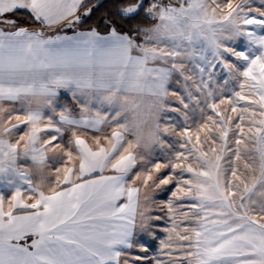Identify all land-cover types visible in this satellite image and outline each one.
I'll list each match as a JSON object with an SVG mask.
<instances>
[{
    "label": "snow or ice",
    "instance_id": "obj_1",
    "mask_svg": "<svg viewBox=\"0 0 264 264\" xmlns=\"http://www.w3.org/2000/svg\"><path fill=\"white\" fill-rule=\"evenodd\" d=\"M103 7L0 0V264H264V0Z\"/></svg>",
    "mask_w": 264,
    "mask_h": 264
},
{
    "label": "rangeland",
    "instance_id": "obj_2",
    "mask_svg": "<svg viewBox=\"0 0 264 264\" xmlns=\"http://www.w3.org/2000/svg\"><path fill=\"white\" fill-rule=\"evenodd\" d=\"M166 196V194H159L158 195V199H163ZM163 235V234H161ZM158 249H159V242L155 241L152 243L151 248L149 250V256H155L158 254ZM161 258L163 259L164 257L161 256Z\"/></svg>",
    "mask_w": 264,
    "mask_h": 264
},
{
    "label": "trees",
    "instance_id": "obj_3",
    "mask_svg": "<svg viewBox=\"0 0 264 264\" xmlns=\"http://www.w3.org/2000/svg\"><path fill=\"white\" fill-rule=\"evenodd\" d=\"M102 2L105 4V7L99 9L96 16L94 17V20L99 19V17L104 14V12L107 10V8L110 7L112 0H102ZM90 23H91V21H90Z\"/></svg>",
    "mask_w": 264,
    "mask_h": 264
},
{
    "label": "crops",
    "instance_id": "obj_4",
    "mask_svg": "<svg viewBox=\"0 0 264 264\" xmlns=\"http://www.w3.org/2000/svg\"><path fill=\"white\" fill-rule=\"evenodd\" d=\"M61 103L69 104V105L71 104V99H70L69 94H67V93H63V92H62Z\"/></svg>",
    "mask_w": 264,
    "mask_h": 264
}]
</instances>
